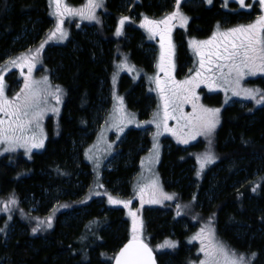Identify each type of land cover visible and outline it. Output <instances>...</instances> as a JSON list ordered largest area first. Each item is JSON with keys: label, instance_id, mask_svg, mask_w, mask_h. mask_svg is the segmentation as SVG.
Returning <instances> with one entry per match:
<instances>
[{"label": "trees", "instance_id": "trees-1", "mask_svg": "<svg viewBox=\"0 0 264 264\" xmlns=\"http://www.w3.org/2000/svg\"><path fill=\"white\" fill-rule=\"evenodd\" d=\"M213 1L209 8L205 5L185 8L191 15L189 34H205L222 15L230 21L237 17V14L218 8V0ZM120 5V0L107 2L110 12L107 32L113 30ZM160 5L157 0H141V4L132 10L149 14L160 9ZM238 15L246 14L239 12ZM50 23L47 0H0V61L8 52L18 50L20 44L36 40ZM124 28L132 34L126 46L131 57L138 63H142L143 57L145 64H142L149 67L147 54L136 47L141 32L133 27ZM178 30L174 34L179 42L181 37L177 33L181 30ZM113 43L100 31L96 36H89L72 29L65 46H53L45 52L44 63L53 77V84L63 86L66 91L60 132L57 137L50 133L44 150L33 153L30 160L22 159L19 154L0 159V198L5 202L14 196L18 209L7 224V227L12 221L15 224L8 239L4 231L0 234V264H111L116 251L129 239L128 221L122 208L97 204L96 197L82 201L77 197L82 188L74 186L79 180L84 185L90 181V167L80 159L78 152L79 164L74 162V148L77 149L82 136L91 130L96 107L109 86ZM179 50V62L182 63L186 61L182 44ZM6 77L11 85L15 83L14 73ZM256 83L264 92V77L258 78ZM138 97L133 96L132 100ZM248 109L232 105L222 110L215 135L217 162L201 179L195 178V161L188 153L189 149L165 139L170 148L163 151L158 171L163 190L174 195V199L161 202L165 209L160 205L155 211H145L143 216L151 245L164 238H173L178 241V246L169 252L156 253L158 264L163 261L190 264L199 257L197 244L187 243L189 233L183 232L180 221L185 220L189 226L195 222L200 228V218H189L180 208L170 205L176 201L180 206L192 198L196 216L206 215L207 224L213 225L225 245L246 258L256 253L251 264H264V104L251 111ZM140 132L134 128L126 133L118 150L121 157L114 169L103 172L102 182L106 188L116 181L125 182L135 171L139 148L149 143ZM126 158H129L130 166L124 165ZM193 182H198L197 186H192ZM188 183L190 186H186ZM209 189L213 190L210 200L203 195ZM54 197L59 201L47 214L52 218V227L45 230V226H41V230L33 234L32 228L37 225H28L24 217H40L50 202L42 205L39 212L28 213L21 200L47 198L50 201ZM200 203L202 206L198 207Z\"/></svg>", "mask_w": 264, "mask_h": 264}, {"label": "rangeland", "instance_id": "rangeland-1", "mask_svg": "<svg viewBox=\"0 0 264 264\" xmlns=\"http://www.w3.org/2000/svg\"><path fill=\"white\" fill-rule=\"evenodd\" d=\"M108 1L109 0H102V6L95 9L96 19L94 20L82 19L79 16H65L63 18V29L67 32V37L62 40L58 38L48 40L49 33L55 29L57 18L56 16L52 15V13L54 12V5H51L50 0H47L48 17L51 19L49 27L41 32L40 36L36 40L33 39L32 43L20 44L17 48L18 50H16L15 52H8L3 57V60L0 61V75L3 76L5 95L9 99H12L17 93L20 92L21 88H23L24 76L28 74V69L26 67L23 68L22 75L20 68L12 67L8 62L11 59H15L21 56L22 54H29V49L33 50L34 52L37 48L40 47L41 43H44V48L41 50L40 57L35 62V67L32 70L31 78L33 80L40 81L44 77H47L49 84L52 86V90H55L56 86H59V88L62 90L61 103L59 105L56 104L55 99L51 96L47 97V104L42 105V107H45L47 109L43 116V119L40 121L44 134V147L33 148L30 152L26 151L25 148L17 147L15 151L5 152L4 148L6 147V145L0 144V159L4 156H16L19 154L21 155L22 159L30 160L33 153H39L44 150L50 133L52 137H57L59 135L60 117L66 91L63 86L56 83L53 84V77L50 75L48 68L44 63L45 52L47 51V49L53 46H65L71 38L72 29H78L82 34L87 33L89 36H96L98 34V31H100L103 37L110 38L114 41L112 45L114 55L110 59L109 86L104 91V95L100 99V103L96 107L91 130L87 131L82 136V139L78 143L79 145L77 149L74 148V162L77 165L79 164V155L77 154L78 152L81 157L80 159H82V161L88 164L90 167V181L85 185L80 180L76 182L74 181V186L77 189L82 188V191L77 195V197L82 198V201L96 197L97 204L105 203V205L109 207L122 208L124 210V218L128 221L126 227L129 239H131L132 234V217L129 216L128 213L130 210L136 212L138 218L143 222L142 239L144 240V242H147L151 245L149 235L145 230L146 221L143 214L147 210L155 211L154 209H158L159 206L162 205V203L145 202L141 204L139 192L141 186L151 185L153 181H156L159 188L163 190V184L159 176L158 166L160 164L163 151H167L170 148V144H167V141L165 139H168L170 142L174 143L177 146L189 149L188 153L192 158H194L195 161V178L201 179L207 172V170L217 162L214 148L216 141L215 135L220 122L217 125L214 133H212L210 137L199 135L196 136L195 139L189 138V142L187 144L178 142L177 136L173 135L171 132L164 131L163 127H161L160 129L161 134L159 136H155V133L157 132L155 123L146 122L152 121L153 114L157 112H159L160 114L159 119L163 118V101L153 78L159 75L160 79L164 80L165 74L163 72H159L157 68L161 52L160 37L151 36L145 28L140 27V24L142 23L145 16H147L149 19L159 20L162 19L165 15L170 14L175 10L176 0H157L159 3H161L160 9H158L157 11L154 10L149 14H147L143 10H137L135 12L132 10V7L141 4V0H120L121 5L120 10L117 13L118 18L115 19V24L113 25V30L111 32H107L106 30L109 26L107 21L110 16V12L107 7ZM65 2L71 7L81 8L87 3V0H65ZM213 4V0L211 4H208L207 0H181L180 10L185 16L188 17V22L184 27L180 26L179 21L173 22L175 24L173 30L175 31V29L177 28L181 30L179 33H177L178 36L181 37V40L179 42L176 40L175 34H171V39L173 40L172 44L174 46L172 56V63L174 65V68L171 75L176 81H184L185 79H188L190 76L195 74V69L199 67V57L190 47V40L208 39L212 35L213 31L216 30L217 25H219L220 30L223 31L239 25H248L255 22L258 17L264 16V8L261 7L259 0H245V7H241L238 3V0H218L216 2V6L218 8H221L222 11L227 13L237 14V17L233 21H230L226 15H222L218 22L211 25L208 32H206L205 34L203 33L199 36L192 33L189 34L188 25L190 23L191 15L185 11V8L193 9L194 7H197L199 5H205L207 8H209ZM239 12L245 13L246 15H238ZM124 16L129 17V20L125 22L124 27H133L134 29L139 30L142 34L136 47L142 53L147 54L149 59V67L143 65L145 64L143 57L141 58L143 64L141 62L138 63L137 61H134V59L131 57V52L126 47L129 44L130 38L132 36L130 32L126 31L123 27L122 34L119 36L116 35V29L119 26V20ZM121 41H124V43H121ZM180 44L184 46L183 53H185L184 57H186V61H183L182 63L179 62ZM121 64H127L129 67H133L134 70L129 71L127 68L118 67ZM10 73H14L15 83L13 85H11L6 77ZM114 76L115 83L113 82ZM260 77H264V72H257L255 75L246 76L241 81V87L261 90L259 85L256 83L257 79ZM16 80L18 82H16ZM136 88H138L137 91H135ZM226 88L227 86L223 84H219L217 86L209 88L206 84L203 83L200 84L198 88H196V95L199 96V104H202L205 107L209 108L220 109L219 120H221L222 110L227 106L236 105L241 108L249 107L248 110L251 111L255 107H259L262 105L257 104L255 100L245 98L243 94L240 96H234L232 94V91L230 89L225 90ZM137 95L139 96L137 100H132V97H135ZM117 97L123 98V106L125 112L130 116L134 115V122L124 126L122 132L118 131L117 127L115 126L117 122L113 119V115L116 114L115 109L119 107V101L117 100ZM143 98L146 99L142 101ZM249 104H251V106ZM53 107H57L59 111H51V108ZM182 110L184 114H191L193 111L191 103L183 104ZM141 114L143 116H141ZM0 118H4L3 113H0ZM184 123L185 121L181 120L178 124L177 120L175 119H169L167 121L168 127L170 129H177ZM134 128L140 130L141 137H147L149 139V143L139 148V153L135 162V171L130 174L125 182L122 183L116 181L108 189L102 182V180L104 181L103 172H109L114 169V164L118 161L119 157H121L118 154L119 146L122 142H124L126 133L130 129ZM183 131L187 133L189 129L184 128ZM88 137L89 139H87ZM209 139L211 140V144H209ZM154 144L158 145V159L153 158L156 152V150H154L153 148ZM89 149H91V152L88 151ZM208 151H211L216 157L215 162L206 165L203 170H200V165L199 163H197V156H200ZM89 156H91L92 159H89ZM124 161L125 166H130L128 164L129 158H126ZM191 167L193 168V166ZM198 171L200 172L199 176H197ZM211 176H213V174H211ZM122 184L126 185V187H124L125 189L122 187ZM197 184L198 182H193L192 186H197ZM100 185H103V187H101ZM186 186H190V183H188ZM146 191H151V189H147ZM163 192L165 191L163 190ZM212 192L213 190L209 189L207 191H204L203 195L204 197L206 196L208 200H210L212 199ZM107 194H110L113 197L119 198L121 200L131 201V203L129 204L128 208H125L122 204H109ZM12 198L16 200L14 196H11L5 202H3V200L0 198V229H4V233L0 232V234L3 233L4 235H6L7 239L13 231V227L15 226L13 221L10 223V225H8V227L7 224L12 219L14 213H16L18 210L16 207V203L12 204L9 202ZM148 198V195H145V201H147ZM58 201L59 199L56 197L52 198L50 201H48L47 198H44V200L33 198H30L28 200L27 198H23L21 200V204L24 205V208H26L28 213L39 212L42 205H46L50 202L40 217H24L26 219V223H28V225H30V223L37 225L38 221L46 220V217H49L48 213L53 209ZM163 201L164 200H162V202ZM194 202L195 200L194 198H192L187 202L181 203L179 208L181 212H185L189 218H194L193 216H195L197 219L200 218V224L202 225L199 226L200 228H197L196 226H198V224L191 221L192 226H189L185 220H181L180 225L185 234L189 233L188 237L186 235L187 243L197 244L196 254L199 255V257L190 264H199V261L204 259V254L200 252L201 242L200 240H193L191 238L198 232H200L201 228H204L207 232V229L212 228L213 225L211 227L207 224L206 215L201 217L196 216L194 210ZM207 203L208 202H206V204ZM170 205L174 208L177 207L176 201L175 203H171ZM201 206V203L198 204V207ZM160 208L165 209L166 207L162 205ZM99 210L102 211V208H99ZM2 215L6 217L2 218ZM212 229L214 230V228ZM215 237L219 241H223L217 236L216 233ZM166 240L172 241L178 246V241H176V239L164 238L161 242L151 245L153 251L158 254L171 251L173 248L158 247L159 245L164 244ZM235 252L238 255L241 254L238 251ZM249 257H251V255L247 256V258ZM162 264H167V262L163 261Z\"/></svg>", "mask_w": 264, "mask_h": 264}, {"label": "snow or ice", "instance_id": "snow-or-ice-1", "mask_svg": "<svg viewBox=\"0 0 264 264\" xmlns=\"http://www.w3.org/2000/svg\"><path fill=\"white\" fill-rule=\"evenodd\" d=\"M259 2L264 8V0H259ZM207 3L211 4L212 0H207ZM238 3L241 7H245V0H238ZM50 4L54 5L52 15L56 16L57 22L55 29L49 33L48 40L53 38L62 40L67 37V32L63 29V18L79 16L82 19L94 20L96 19L95 9L102 6V0H87V3L81 8L71 7L65 0H50ZM180 4L181 0H176L175 10L162 19L154 20L145 16L140 27L145 28L151 36L160 37L161 52L157 68L159 72L165 74L164 80H161L159 75L153 78L163 101V118L159 119L160 114L157 112L153 114V120L146 123H155L157 128L155 136L161 134L160 129L163 127L164 131L177 136L178 142L187 144L189 138L195 139L199 135L210 137L220 122L219 108H209L198 103L199 96L196 95V88L200 84H206L209 88L223 84L227 86L225 90L230 89L234 96L243 94L245 98L255 100L257 104H264V92L259 89L241 87V81L246 76L264 72V16L258 17L255 22L248 25H239L223 31L217 25L216 30L208 39L190 40V47L199 57V67L195 69V74L188 79L176 81L171 75L174 68L172 63L174 46L171 41V33L175 27L173 22L179 21L181 27H184L188 22V17L180 10ZM128 20L127 16L119 20V26L116 29L117 36L122 34V29ZM43 48L44 43H41L34 52L29 49V54H22L8 62L12 67L20 68L22 75L23 68L28 69V74L24 76L23 88L12 99L5 95L3 76L0 75V113H3L4 117L0 118V144L6 145L5 152L15 151L17 147L25 148L29 152L33 148H43L44 134L40 121L47 109L42 105L47 104L49 96L55 99L57 105L61 103L62 90L59 86L52 90L47 77L40 81L31 78L35 62L39 59ZM118 67L127 68L129 71L134 70L127 64H121ZM113 82L115 83V76ZM117 100L119 107L115 109L116 114L113 115V119L117 122L115 126L118 131L122 132L124 126L134 122V115L130 116L125 112L122 97H117ZM185 103H191L193 110L191 114L183 113L182 106ZM51 111L58 112L59 109L53 107ZM169 119L177 120L178 124L181 120L185 123L177 129H170L167 124ZM184 128H188L189 131L185 133ZM209 144H211L210 139ZM153 148L156 150L153 158L158 159V145L154 144ZM88 151L91 152V149ZM89 159L92 157L89 156ZM215 159L216 157L211 151L197 156L200 170H203L206 165L214 163ZM199 175L198 171L197 176ZM100 186L103 187V185ZM147 189H151V191H146ZM107 195L109 204H122L128 208L131 203V201ZM145 195L149 197L147 201H145ZM139 196L141 204L145 202L160 203L162 200L174 199V195L163 192L156 181H153L151 185L141 186ZM9 202L17 203L14 198ZM63 207H67V205ZM177 207L179 208V205ZM128 214L132 217L131 239L112 259L115 260V264H156L153 249L142 239L143 222L138 218L136 212L130 210ZM42 225L45 226V230L51 228V216L46 220L38 221L37 226L32 228V233L36 234L40 231ZM3 231L4 229H0V232ZM191 239L201 242L200 252L204 254V259L200 260L199 264H251V260L256 256V253H252L249 258L243 254L238 255L215 237L212 228H208L207 232L201 228L200 232ZM176 246V243L166 240L158 247L175 248Z\"/></svg>", "mask_w": 264, "mask_h": 264}, {"label": "water", "instance_id": "water-1", "mask_svg": "<svg viewBox=\"0 0 264 264\" xmlns=\"http://www.w3.org/2000/svg\"><path fill=\"white\" fill-rule=\"evenodd\" d=\"M128 241H129V240L125 241V242L122 244V246L116 251L115 255L118 254V252L120 251V249H121L125 244H127ZM148 246H149V245H148ZM149 247H150V246H149ZM150 248H151V247H150ZM115 255H114V256H115ZM153 256L155 257L156 264H158L157 259H156V254H155L154 252H153ZM111 264H115V260H114V259L112 260V263H111Z\"/></svg>", "mask_w": 264, "mask_h": 264}, {"label": "flooded vegetation", "instance_id": "flooded-vegetation-1", "mask_svg": "<svg viewBox=\"0 0 264 264\" xmlns=\"http://www.w3.org/2000/svg\"><path fill=\"white\" fill-rule=\"evenodd\" d=\"M179 28H177V29H175V30H178ZM174 33V30L172 31V33L171 34H173ZM172 40V39H171Z\"/></svg>", "mask_w": 264, "mask_h": 264}, {"label": "bare ground", "instance_id": "bare-ground-1", "mask_svg": "<svg viewBox=\"0 0 264 264\" xmlns=\"http://www.w3.org/2000/svg\"><path fill=\"white\" fill-rule=\"evenodd\" d=\"M112 263V262H111Z\"/></svg>", "mask_w": 264, "mask_h": 264}]
</instances>
